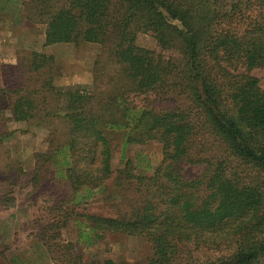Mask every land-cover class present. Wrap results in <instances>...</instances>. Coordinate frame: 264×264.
<instances>
[{"label": "trees", "instance_id": "obj_1", "mask_svg": "<svg viewBox=\"0 0 264 264\" xmlns=\"http://www.w3.org/2000/svg\"><path fill=\"white\" fill-rule=\"evenodd\" d=\"M254 1L257 14L248 13L253 0H37L44 45L99 43L119 67L96 75L92 88L57 90L52 76L32 86L16 84V75L8 81L0 62V102L9 103L15 120L39 115L67 123L48 160L72 192L55 195L50 228L81 220L78 240L88 244L92 233L144 238L147 264H264V178L242 175L264 176V88L252 73L264 67V0ZM140 33L151 34L160 50L139 45ZM51 60L32 51L26 70L37 74ZM141 96L152 99L139 105ZM157 101L172 104L152 106ZM115 131L124 132V147L162 143L152 174L137 172L129 159L114 170ZM185 164L206 167L188 178ZM110 180L107 214L72 206L108 189ZM201 250L217 254L202 259ZM67 264L101 263L71 254Z\"/></svg>", "mask_w": 264, "mask_h": 264}, {"label": "rangeland", "instance_id": "obj_2", "mask_svg": "<svg viewBox=\"0 0 264 264\" xmlns=\"http://www.w3.org/2000/svg\"><path fill=\"white\" fill-rule=\"evenodd\" d=\"M255 4L253 0L249 14H257ZM36 12L37 0H0V62L6 64L3 74L8 81L16 75V84L32 86L52 76L57 90L92 88L96 75L103 79L100 75L104 71L105 76L117 72L118 65L104 53L105 48L99 43L44 45L45 24L36 21ZM137 43L160 50L157 40L148 33H140ZM32 51L52 56L45 69L37 74L26 70ZM22 69L26 70L25 73L18 72ZM252 73L264 88V67L254 69ZM43 93L40 94V109L45 105ZM47 96L49 101L54 100L52 93H47ZM143 98H137L139 105L148 104L152 99L145 101ZM7 104L6 101L0 102V114L4 116V121L0 120V132H6L0 138V264H67L71 254H81L84 260L101 264L106 261L112 264H147L151 248L144 238L110 232L95 238L92 233L94 243L88 244L86 240H78L85 229L81 220L72 219L58 230L50 228L54 224L49 227L56 216L49 212L54 205L55 195L66 198L72 192L67 181L51 170L48 160L53 144L63 139L67 123L60 117L40 119L39 115L27 121H18L12 117ZM170 104L157 101L152 106L165 108ZM109 136L114 145L112 163L115 171L129 159L137 172L152 174L163 159V146L158 141L124 147V132H110ZM51 139L55 142H51ZM205 140L210 142V146H216L208 137ZM213 150L209 153H214ZM41 162L43 167L37 172ZM205 167V164H185L183 173L188 178L196 177L202 174ZM240 168L244 169L243 166ZM247 173L251 177L264 178L257 170L244 171L242 175L248 176ZM107 184L108 189H97L90 198L80 201L78 206H72L78 212L86 210L89 213L107 214V197L113 189V181ZM43 231H48L46 238H51L50 246L54 251L45 243ZM215 254L206 250L196 253L202 259Z\"/></svg>", "mask_w": 264, "mask_h": 264}]
</instances>
